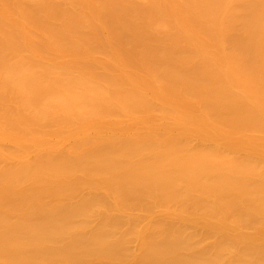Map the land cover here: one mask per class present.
Segmentation results:
<instances>
[{"label":"bare ground","instance_id":"bare-ground-1","mask_svg":"<svg viewBox=\"0 0 264 264\" xmlns=\"http://www.w3.org/2000/svg\"><path fill=\"white\" fill-rule=\"evenodd\" d=\"M0 264H264V0H0Z\"/></svg>","mask_w":264,"mask_h":264}]
</instances>
